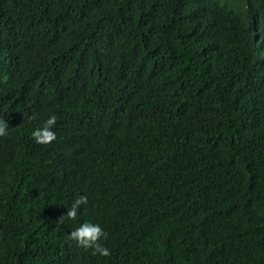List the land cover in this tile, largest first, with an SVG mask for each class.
<instances>
[{"label":"trees","instance_id":"16d2710c","mask_svg":"<svg viewBox=\"0 0 264 264\" xmlns=\"http://www.w3.org/2000/svg\"><path fill=\"white\" fill-rule=\"evenodd\" d=\"M0 118V264H264V0H0Z\"/></svg>","mask_w":264,"mask_h":264},{"label":"clouds","instance_id":"9594fccd","mask_svg":"<svg viewBox=\"0 0 264 264\" xmlns=\"http://www.w3.org/2000/svg\"><path fill=\"white\" fill-rule=\"evenodd\" d=\"M56 119V115L51 114L43 121V124L40 127H37L32 131L31 135L36 143H48L56 138V132L53 130V125L56 123ZM7 128V121L0 118V136L6 135ZM87 199L88 197L86 195H80L78 198L74 199L72 205L67 207L64 216L75 218L79 206L86 203ZM69 235L77 242L78 246L85 249L91 248L93 254H99L100 256H108L110 254V249L99 242L106 236V232L98 223L85 221L78 227L74 228Z\"/></svg>","mask_w":264,"mask_h":264}]
</instances>
